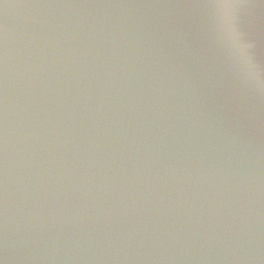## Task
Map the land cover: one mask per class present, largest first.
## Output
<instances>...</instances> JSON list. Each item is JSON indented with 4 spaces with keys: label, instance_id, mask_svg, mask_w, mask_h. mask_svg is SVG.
Returning <instances> with one entry per match:
<instances>
[{
    "label": "water",
    "instance_id": "1",
    "mask_svg": "<svg viewBox=\"0 0 264 264\" xmlns=\"http://www.w3.org/2000/svg\"><path fill=\"white\" fill-rule=\"evenodd\" d=\"M0 264H264V0H0Z\"/></svg>",
    "mask_w": 264,
    "mask_h": 264
},
{
    "label": "snow or ice",
    "instance_id": "2",
    "mask_svg": "<svg viewBox=\"0 0 264 264\" xmlns=\"http://www.w3.org/2000/svg\"><path fill=\"white\" fill-rule=\"evenodd\" d=\"M223 2H224L225 4H227V3L230 2V0H223Z\"/></svg>",
    "mask_w": 264,
    "mask_h": 264
}]
</instances>
